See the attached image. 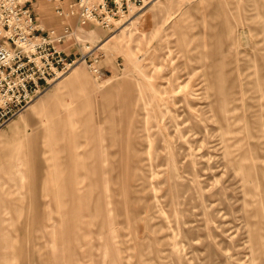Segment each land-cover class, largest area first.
Listing matches in <instances>:
<instances>
[{
	"label": "rangeland",
	"instance_id": "obj_1",
	"mask_svg": "<svg viewBox=\"0 0 264 264\" xmlns=\"http://www.w3.org/2000/svg\"><path fill=\"white\" fill-rule=\"evenodd\" d=\"M119 22L78 35L101 79L74 66L0 130V264H264V0H152ZM70 76L83 87L59 90ZM52 108L51 156L33 146Z\"/></svg>",
	"mask_w": 264,
	"mask_h": 264
},
{
	"label": "built area",
	"instance_id": "obj_2",
	"mask_svg": "<svg viewBox=\"0 0 264 264\" xmlns=\"http://www.w3.org/2000/svg\"><path fill=\"white\" fill-rule=\"evenodd\" d=\"M151 1L45 0L63 21L61 31H46L37 14L39 0H0V130L74 66L83 64L101 79L100 48L78 35L88 27L109 31Z\"/></svg>",
	"mask_w": 264,
	"mask_h": 264
},
{
	"label": "crops",
	"instance_id": "obj_3",
	"mask_svg": "<svg viewBox=\"0 0 264 264\" xmlns=\"http://www.w3.org/2000/svg\"><path fill=\"white\" fill-rule=\"evenodd\" d=\"M258 76H259V81L262 79H264V75H262V72L258 69ZM80 77V75H79ZM64 87H70V89H72L73 91H78V88L80 86L83 87L82 83H80V80H78L76 77L74 76H70V78L68 79V81L66 83H63V84H59L58 86V89L60 90V86L61 85H64ZM83 90V89H82ZM81 90V92H82ZM252 92V96L250 97V99L252 101H254V107L257 108V112L256 114H254L255 116V126H254V134H250V138L258 141V143L253 147V150H255L254 152V155H259L258 151H257V146L258 144L260 143V141H263L264 142V86L263 84H261V82H258L255 84V89ZM246 92H244V94H246ZM38 105H41L43 107V103H40ZM35 106V107H39V106ZM34 107V108H35ZM84 107V106H83ZM35 112H36V109H35ZM52 112H53V116L51 119H49L48 121V124L46 123H43V122H40L39 124L41 125L40 126V141L41 143L38 144V137L37 135H35V145L33 147H35L37 149V147L39 148V146H41L42 144L47 146L50 148L49 149V153L50 155L52 156L53 154L55 155V152H53L52 150V146H54V144H56V140H57V137L56 138H50V134H49V131L52 129L53 126H56V124H58L59 122V111L56 109V108H52ZM39 134V132H38ZM52 136V135H51ZM50 184V180L49 179H45L43 181V184L41 185V189L43 187V190L45 192V195L46 197H51V193H53V191H51L50 188H47V185ZM51 185V184H50Z\"/></svg>",
	"mask_w": 264,
	"mask_h": 264
},
{
	"label": "bare ground",
	"instance_id": "obj_4",
	"mask_svg": "<svg viewBox=\"0 0 264 264\" xmlns=\"http://www.w3.org/2000/svg\"><path fill=\"white\" fill-rule=\"evenodd\" d=\"M143 10H145V8H143L142 10H139L138 12H141V11H143ZM120 23V22H119ZM41 107L42 106H39V107H35V108H33L34 110L36 109V112L37 111H39V110H41ZM50 111V110H49ZM52 111V110H51Z\"/></svg>",
	"mask_w": 264,
	"mask_h": 264
}]
</instances>
